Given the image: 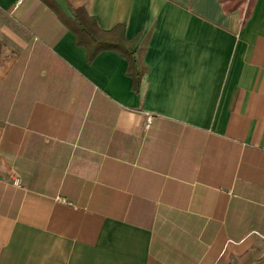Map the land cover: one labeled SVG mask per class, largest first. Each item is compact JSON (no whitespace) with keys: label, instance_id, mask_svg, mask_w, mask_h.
Returning a JSON list of instances; mask_svg holds the SVG:
<instances>
[{"label":"crops","instance_id":"obj_1","mask_svg":"<svg viewBox=\"0 0 264 264\" xmlns=\"http://www.w3.org/2000/svg\"><path fill=\"white\" fill-rule=\"evenodd\" d=\"M228 4L0 0V264H264V0Z\"/></svg>","mask_w":264,"mask_h":264},{"label":"trees","instance_id":"obj_2","mask_svg":"<svg viewBox=\"0 0 264 264\" xmlns=\"http://www.w3.org/2000/svg\"><path fill=\"white\" fill-rule=\"evenodd\" d=\"M223 4L232 5L235 9L241 7L245 20L250 16L256 0H222ZM73 32L77 43L85 46L91 59L106 50L118 53L127 61V75L133 80V89L139 92L141 81L148 68L144 64L145 47L136 48L137 41H129L125 37V27L119 25L111 31L101 30L96 20L90 17L85 6L73 9ZM244 20V21H245Z\"/></svg>","mask_w":264,"mask_h":264},{"label":"built area","instance_id":"obj_3","mask_svg":"<svg viewBox=\"0 0 264 264\" xmlns=\"http://www.w3.org/2000/svg\"><path fill=\"white\" fill-rule=\"evenodd\" d=\"M20 5H22V1H19L16 5V8H18ZM152 124V117H148L147 118V121H146V129H148ZM15 184L16 185H19V182L18 181H15Z\"/></svg>","mask_w":264,"mask_h":264}]
</instances>
